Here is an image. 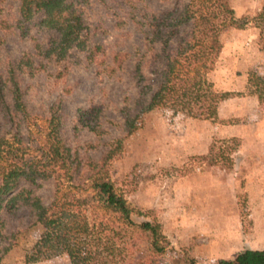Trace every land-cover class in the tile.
I'll use <instances>...</instances> for the list:
<instances>
[{
    "label": "rangeland",
    "instance_id": "1",
    "mask_svg": "<svg viewBox=\"0 0 264 264\" xmlns=\"http://www.w3.org/2000/svg\"><path fill=\"white\" fill-rule=\"evenodd\" d=\"M175 1L130 2L158 13ZM263 1L229 3L236 16L249 17ZM16 6L17 0H0V20L12 23ZM132 10L124 0H89L83 9L86 36L89 43L100 45V52L87 62L72 49L58 62L43 60V67L33 76L20 74L26 106L40 123L48 106L60 102L62 137L78 146L81 154L96 159L103 150L116 146L104 166L107 178L132 209V219L157 222L168 240L163 254L143 253L147 264H170L172 256L182 252L189 256V264H214L244 247L264 248V101L252 94L225 98L218 103L214 119L154 107L125 134L120 109L133 106L138 86L131 77L132 54L143 50L142 35L130 19L136 12ZM256 32L248 24L224 34L218 58L207 74L215 90L243 91L248 72L264 76V49L256 42ZM30 35L43 40L34 29ZM26 52L34 54L30 37L19 36L14 28H0V71ZM116 52L131 55L121 68L116 67ZM91 105L101 108L103 132L99 136L84 128L72 130L76 108ZM115 140H120L118 145ZM212 142L230 160L204 158ZM86 143H91V149ZM53 183L45 180L36 190L45 204L52 198ZM5 220L9 248L0 264H24V254L39 228L29 226L23 208L6 214ZM130 240L135 249L143 247L141 235L135 233ZM33 264H69V260L59 254Z\"/></svg>",
    "mask_w": 264,
    "mask_h": 264
},
{
    "label": "trees",
    "instance_id": "2",
    "mask_svg": "<svg viewBox=\"0 0 264 264\" xmlns=\"http://www.w3.org/2000/svg\"><path fill=\"white\" fill-rule=\"evenodd\" d=\"M133 7L131 22L142 35L143 50L132 54L131 77L138 86L132 107L120 109L125 134L140 116L154 107H168L198 119H214L218 103L231 96L252 94L264 101V76L250 71L243 91L215 90L207 74L213 69L230 29L251 24L256 42L264 49V1L252 16H236L229 0H176L169 8L149 13ZM167 1V0H164ZM183 1V2H182ZM89 0H17L12 23L0 20V28H14L21 37L33 40L34 54L23 53L0 71V263L9 248L5 215L23 208L29 226L39 233L24 254V264H33L59 254L69 264H147L143 253L161 255L168 247L155 221L132 219V209L116 191L104 166L115 147L103 150L96 159L81 154L78 146L62 137L60 102L52 103L38 123L23 100L19 75L33 76L42 61L63 60L72 49L92 61L100 45L88 42L83 9ZM43 35L38 40L30 30ZM40 57L36 62L33 58ZM129 52H116L121 68ZM111 69L112 66H110ZM146 69L148 74H145ZM101 108L91 105L75 110L72 130L79 128L99 136ZM228 140H234L229 138ZM120 140H115V145ZM91 149V143H86ZM229 156L212 142L204 155L210 162ZM52 180L54 191L48 204L36 193L41 182ZM143 237L139 250L130 242ZM187 253L174 255L170 264H189ZM214 264H264V248L244 247L231 258Z\"/></svg>",
    "mask_w": 264,
    "mask_h": 264
}]
</instances>
